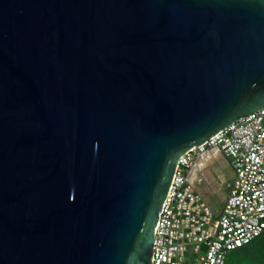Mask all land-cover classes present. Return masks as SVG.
Wrapping results in <instances>:
<instances>
[{"label":"water","instance_id":"1","mask_svg":"<svg viewBox=\"0 0 264 264\" xmlns=\"http://www.w3.org/2000/svg\"><path fill=\"white\" fill-rule=\"evenodd\" d=\"M264 108V0H0V264H150L180 155Z\"/></svg>","mask_w":264,"mask_h":264},{"label":"built area","instance_id":"2","mask_svg":"<svg viewBox=\"0 0 264 264\" xmlns=\"http://www.w3.org/2000/svg\"><path fill=\"white\" fill-rule=\"evenodd\" d=\"M212 152L233 170L219 213L193 186L198 162ZM153 233L150 264H226L232 250L264 233V108L179 156Z\"/></svg>","mask_w":264,"mask_h":264},{"label":"crops","instance_id":"3","mask_svg":"<svg viewBox=\"0 0 264 264\" xmlns=\"http://www.w3.org/2000/svg\"><path fill=\"white\" fill-rule=\"evenodd\" d=\"M232 178L233 170L229 161L221 154L212 152L198 162L193 186L207 205L215 213H219L227 194L226 183ZM223 188H225L224 194L220 193Z\"/></svg>","mask_w":264,"mask_h":264},{"label":"trees","instance_id":"4","mask_svg":"<svg viewBox=\"0 0 264 264\" xmlns=\"http://www.w3.org/2000/svg\"><path fill=\"white\" fill-rule=\"evenodd\" d=\"M226 264H264V233L248 244L232 250Z\"/></svg>","mask_w":264,"mask_h":264},{"label":"rangeland","instance_id":"5","mask_svg":"<svg viewBox=\"0 0 264 264\" xmlns=\"http://www.w3.org/2000/svg\"><path fill=\"white\" fill-rule=\"evenodd\" d=\"M214 162V161H213ZM215 163V162H214ZM202 171V170H201ZM225 188H223L222 190H221V192L220 193H223L224 194V192H225V190H224Z\"/></svg>","mask_w":264,"mask_h":264},{"label":"bare ground","instance_id":"6","mask_svg":"<svg viewBox=\"0 0 264 264\" xmlns=\"http://www.w3.org/2000/svg\"><path fill=\"white\" fill-rule=\"evenodd\" d=\"M215 155V154H214ZM204 165H205V163H204ZM208 169V168H207Z\"/></svg>","mask_w":264,"mask_h":264}]
</instances>
